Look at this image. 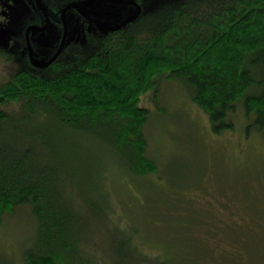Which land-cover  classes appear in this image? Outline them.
<instances>
[{"label":"trees","instance_id":"trees-1","mask_svg":"<svg viewBox=\"0 0 264 264\" xmlns=\"http://www.w3.org/2000/svg\"><path fill=\"white\" fill-rule=\"evenodd\" d=\"M41 1L61 21L63 9L78 0ZM137 1L133 19L110 30L85 19L88 26L63 46L60 39L41 65L19 67L0 83V227L15 216L33 221L36 246L23 252L24 264H99L100 245L85 236L99 224L119 238L117 256L170 263L136 242L139 230L129 220L123 230L114 224L107 191L118 163L151 193L150 211L179 216L174 198L158 190L159 179L138 183L159 172L149 154L150 111L140 100L164 80L187 85L215 132L233 129L241 108L248 132L264 131V0ZM36 8L27 23L45 26ZM242 221L233 216L211 230L197 219L199 236L190 219L182 222L174 264H264V205L253 201Z\"/></svg>","mask_w":264,"mask_h":264},{"label":"rangeland","instance_id":"rangeland-1","mask_svg":"<svg viewBox=\"0 0 264 264\" xmlns=\"http://www.w3.org/2000/svg\"><path fill=\"white\" fill-rule=\"evenodd\" d=\"M129 1L77 2L91 19L109 28L136 12V6L127 3ZM42 4L48 11L46 2ZM34 7L41 8L34 0H0V83L10 80L19 67L41 65L61 39V25L52 18L47 27L32 26L25 39L27 19ZM43 18L47 24V19ZM85 19L89 20L76 10L66 13L69 38L81 27L88 26ZM23 56H29V62L24 61ZM140 104L150 111L149 154L157 160L159 172L142 177L138 183L152 185L159 179L158 190L174 198L178 204L173 215L179 216L168 215L164 210L150 211L146 205V199L152 196L148 189L136 186V179L111 161L108 184L111 193L107 189L112 204L111 220L121 230L127 228L129 220L139 230L136 240L139 245L152 255L167 256L171 259L169 264H174L183 245L182 237L176 234L182 222L190 219L192 235L199 236L203 228L193 223L197 219L205 218L207 229L215 230L212 224L222 225L233 216L245 222L246 217L243 221L242 217L253 201L264 205V131L253 128L248 132V119L241 108L233 129L215 132L209 115L192 100L182 80H164L156 89L144 94ZM39 125L38 128L46 129L43 123ZM10 128L12 134H17L15 126L10 125ZM39 139L36 133L34 145L40 144L36 143ZM81 140L78 137L76 143L81 144ZM47 148L44 144L40 146L42 150ZM27 218L15 216L14 220H4L0 227V264H24L23 252L36 246L33 221ZM93 229L85 236H89V241L91 237L97 240L95 248L100 245L99 264L133 263L129 255L117 256L116 251L121 247L119 238L111 237L101 224L98 231Z\"/></svg>","mask_w":264,"mask_h":264},{"label":"water","instance_id":"water-1","mask_svg":"<svg viewBox=\"0 0 264 264\" xmlns=\"http://www.w3.org/2000/svg\"><path fill=\"white\" fill-rule=\"evenodd\" d=\"M37 2L39 3V6L41 7V9L43 10L44 14L46 15V18H47V24L45 25V27H47V26L50 24V22H51L50 17L48 16V13H47L46 9L44 8V6H43V4H42V1H41V0H37ZM127 3H134V5L136 6V14H135V15H137V14L140 12V10H141V5H140L139 3H137L135 0H131V1L127 2ZM70 8L75 9V10H76L77 12H79L80 14H82V15H84L85 17H88L89 19H91L90 16H89L88 14H86V13H87L86 10H85V9H84V8L78 3V2H72V3L68 4V6L65 7V8L63 9V11H62V19H63V21H64V26H65V30H66V31H65V37L67 36V28H66L65 15H66V13H67V10L70 9ZM135 15H134V16H135ZM134 16L128 17V18H126L124 21L120 22L119 24L114 25V26L109 27V28L101 27V26H100V22H99V20H94V19H91V20H92L93 23L96 24L99 28H101V29H105V30H110V29H113V28H115V27H119L121 24H123L124 22H126V21H128V20H130V19H133ZM64 43H65V39L63 40L62 46L64 45ZM62 46H61V47H62ZM58 54H59V51L55 54V56L52 58V60L55 59V58L58 56Z\"/></svg>","mask_w":264,"mask_h":264},{"label":"flooded vegetation","instance_id":"flooded-vegetation-1","mask_svg":"<svg viewBox=\"0 0 264 264\" xmlns=\"http://www.w3.org/2000/svg\"><path fill=\"white\" fill-rule=\"evenodd\" d=\"M127 1V0H126ZM136 2H138L137 0H135ZM35 9H36V7H34ZM49 16V15H48ZM46 17V16H45ZM92 23H93V21L91 20V19H89ZM52 21V20H51ZM63 21V19L61 18V21L58 19V21H57V19H56V23H59V22H61V24H62V26H61V28L63 27V29H60V31H62L63 30V34H62V36H61V42L65 39H67V37L68 36H66L65 37V26H64V22H62ZM61 24H59V25H61ZM32 25V24H31ZM30 24H28L27 26H26V31H25V39H26V37L28 38L29 37V30H30V26H31ZM35 24H33L32 26H34ZM37 27H39L38 25H36ZM59 27V26H58ZM63 43V42H62Z\"/></svg>","mask_w":264,"mask_h":264}]
</instances>
